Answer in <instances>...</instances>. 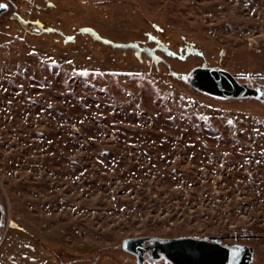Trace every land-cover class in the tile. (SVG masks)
<instances>
[{"label": "rangeland", "instance_id": "rangeland-1", "mask_svg": "<svg viewBox=\"0 0 264 264\" xmlns=\"http://www.w3.org/2000/svg\"><path fill=\"white\" fill-rule=\"evenodd\" d=\"M2 3L0 264H136L118 247L142 235L249 244L264 264V103L185 92L83 37L164 44L177 71L264 83V0ZM51 26L79 41L47 48L35 35Z\"/></svg>", "mask_w": 264, "mask_h": 264}, {"label": "water", "instance_id": "water-1", "mask_svg": "<svg viewBox=\"0 0 264 264\" xmlns=\"http://www.w3.org/2000/svg\"><path fill=\"white\" fill-rule=\"evenodd\" d=\"M0 8V13L8 9ZM195 90L220 99L258 100L264 103V83L241 81L221 65H197L183 76ZM3 208V209H1ZM5 211L0 203V219ZM119 251L136 264H251L255 249L228 244L218 237L142 235L124 238Z\"/></svg>", "mask_w": 264, "mask_h": 264}, {"label": "trees", "instance_id": "trees-1", "mask_svg": "<svg viewBox=\"0 0 264 264\" xmlns=\"http://www.w3.org/2000/svg\"><path fill=\"white\" fill-rule=\"evenodd\" d=\"M11 27L12 26H10V28ZM48 29L49 30L44 31L40 35L38 34L35 35V37L37 39L38 37L45 39L47 41L46 42L47 48L53 51L58 47L59 44L61 47H67V46H72L73 44H76L79 41L77 32L76 33H66L62 28H59L57 26H51ZM84 29H86V31ZM83 31H84L83 32L84 39L87 41V43L91 42L92 47L95 48L94 49L95 53L97 52L98 54L100 53L103 54L109 51L118 52L121 62H127V61L129 62L130 59H132L134 62H136V64L145 65L152 71H156L157 73L158 72L166 73L167 78L171 82L176 83L185 92H192L195 94L199 93V91L198 93H196L194 91L195 89L191 85H189L186 81H184L183 76L185 75V72L177 71L173 69V63H172L173 59L178 60V59H181L182 57L180 55L176 56L177 54L173 53L175 50H172V52L169 53L171 54L170 59L168 57H165L164 55L162 56L164 51L166 53L168 51L166 50V46L164 44L161 45L160 47L157 45L155 46L146 45V42L144 40H136V41H129V42H121V41H116V40L114 41L110 37H105L102 34L100 35L98 31L92 29L90 26H86L85 28H83ZM31 34L34 36L33 33ZM91 38H92V41H91ZM153 38L154 36L152 37V40ZM96 41H99L101 43L96 44ZM183 41L186 42L185 46L183 43L184 48L188 47L187 46L188 43H191V42H188V40H183ZM153 42H157V41L153 40ZM183 46H182V49H183ZM176 48L178 49L179 45L176 47L174 45V49ZM159 50L161 51V53L162 52L163 53L160 54ZM187 54L190 55L188 52ZM203 65H206V64H203ZM178 73H182V74H178ZM207 97H210V96H207ZM214 98L216 99V97ZM219 101L226 102V103L241 102V100L220 99V98H219ZM244 102L251 105L257 102V100L252 99V100H246ZM12 224H13L12 228H17L22 231L24 230V233H27L23 227L18 226L13 220H12Z\"/></svg>", "mask_w": 264, "mask_h": 264}, {"label": "flooded vegetation", "instance_id": "flooded-vegetation-1", "mask_svg": "<svg viewBox=\"0 0 264 264\" xmlns=\"http://www.w3.org/2000/svg\"><path fill=\"white\" fill-rule=\"evenodd\" d=\"M9 9H10V6L8 5V9L5 12L9 11ZM250 82H252V83H263V82H254V81H250ZM1 209H3V208H1ZM5 223H6V212H3L2 217L0 219V230L3 229V227L5 226ZM12 225L13 224H12V220H11L9 222V226L7 227V230H9L10 228H12Z\"/></svg>", "mask_w": 264, "mask_h": 264}, {"label": "snow or ice", "instance_id": "snow-or-ice-1", "mask_svg": "<svg viewBox=\"0 0 264 264\" xmlns=\"http://www.w3.org/2000/svg\"><path fill=\"white\" fill-rule=\"evenodd\" d=\"M6 5L5 4H0V8H5ZM82 75H87V72L82 73ZM229 123H231V121H229Z\"/></svg>", "mask_w": 264, "mask_h": 264}]
</instances>
